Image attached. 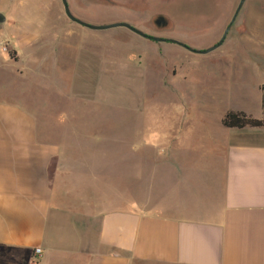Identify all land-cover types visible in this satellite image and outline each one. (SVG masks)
Returning a JSON list of instances; mask_svg holds the SVG:
<instances>
[{
  "label": "rangeland",
  "instance_id": "rangeland-1",
  "mask_svg": "<svg viewBox=\"0 0 264 264\" xmlns=\"http://www.w3.org/2000/svg\"><path fill=\"white\" fill-rule=\"evenodd\" d=\"M239 1L68 3L90 24L128 22L149 35L205 50L220 40ZM0 13L6 17L0 23L2 45L16 49L11 55L1 49L2 57L17 61L0 67V85L10 89L1 96L27 106L40 131L49 129L52 139L62 136L63 145L80 137L74 155H88L90 162L78 143L95 150L96 160L101 159L97 167L106 161L118 168L128 152L131 174L139 165L146 168L145 184L129 181L131 199L142 192L164 207L160 195L168 187L154 185L155 162L178 157L191 176L202 165L200 144L216 137L226 111L248 107L264 117L258 91L264 90V0H246L225 42L207 54L124 27L91 30L70 20L61 0H0ZM174 138L183 157L175 155L180 149L171 151ZM82 178L88 181L85 173ZM116 178L114 183L121 184ZM83 180L80 186L86 188Z\"/></svg>",
  "mask_w": 264,
  "mask_h": 264
},
{
  "label": "crops",
  "instance_id": "crops-1",
  "mask_svg": "<svg viewBox=\"0 0 264 264\" xmlns=\"http://www.w3.org/2000/svg\"><path fill=\"white\" fill-rule=\"evenodd\" d=\"M3 37L0 27L1 68L17 63L2 57ZM8 90L0 85V264H264L263 127L222 124L191 176L178 157L156 161L154 185L168 187L160 207L142 192L131 199L129 181L145 184L146 168L131 174L128 152L118 168L97 167L78 143L91 159L78 158L80 137L63 145L41 132L27 106L1 96ZM247 108L234 111L263 118Z\"/></svg>",
  "mask_w": 264,
  "mask_h": 264
},
{
  "label": "water",
  "instance_id": "water-1",
  "mask_svg": "<svg viewBox=\"0 0 264 264\" xmlns=\"http://www.w3.org/2000/svg\"><path fill=\"white\" fill-rule=\"evenodd\" d=\"M62 1V4H63V7H64V11H65V14L66 16L73 22L83 26V27H86V28H89L91 30H105V29H112V28H118V27H124V28H127L129 29L130 31L136 33L137 35L143 37V38H146V39H149V40H152V41H155V42H169V43H173V44H176L190 52H193V53H198V54H207V53H210L214 50H216L217 48H219L226 40L228 34H229V31L231 29V27L233 26V24L235 23L239 13L241 12L246 0H240L239 1V4L232 16V19L231 21L229 22L228 26L226 27L222 37L220 38V40L213 46L205 49V50H197V49H194L190 46H188L187 44H185L184 42L182 41H179V40H176V39H173V38H166V37H160V36H156V35H149L147 33H145L144 31L134 27L132 24L128 23V22H116V23H110V24H105V25H94V24H90L80 18H78L77 16H75L73 14V12L71 11L70 9V6H69V3H68V0H61ZM6 19V17L0 13V23L4 22Z\"/></svg>",
  "mask_w": 264,
  "mask_h": 264
},
{
  "label": "trees",
  "instance_id": "trees-1",
  "mask_svg": "<svg viewBox=\"0 0 264 264\" xmlns=\"http://www.w3.org/2000/svg\"><path fill=\"white\" fill-rule=\"evenodd\" d=\"M160 19L161 17L156 19V22L159 23ZM262 111L264 114V90L262 91ZM221 122L225 127L229 128H244L246 126L264 128V117L257 119L244 111L229 110L225 113Z\"/></svg>",
  "mask_w": 264,
  "mask_h": 264
},
{
  "label": "built area",
  "instance_id": "built-area-1",
  "mask_svg": "<svg viewBox=\"0 0 264 264\" xmlns=\"http://www.w3.org/2000/svg\"><path fill=\"white\" fill-rule=\"evenodd\" d=\"M1 48H2L3 52L9 53L11 55L12 50L8 47L7 44H3ZM34 253H35V257L39 258V257H41L42 250L40 248H36Z\"/></svg>",
  "mask_w": 264,
  "mask_h": 264
}]
</instances>
